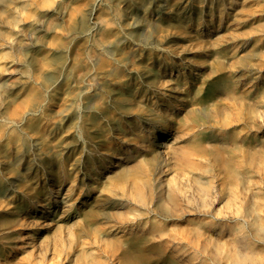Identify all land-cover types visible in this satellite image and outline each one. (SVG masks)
Wrapping results in <instances>:
<instances>
[{
    "label": "rangeland",
    "instance_id": "rangeland-1",
    "mask_svg": "<svg viewBox=\"0 0 264 264\" xmlns=\"http://www.w3.org/2000/svg\"><path fill=\"white\" fill-rule=\"evenodd\" d=\"M6 21L11 18L4 12L0 23ZM263 22L264 0H53L42 10L28 6L14 27L2 26L0 264H92L91 253L104 259L117 240L150 238L153 230L173 236L170 223L144 219L116 224V214L125 211L124 221L131 219L127 210L139 206L137 194L144 204L150 202L149 185L137 168L146 164L143 160L153 163L155 154L167 157L169 164L157 165L166 180L180 173L172 148H183L185 154L205 141L216 124L204 119L193 124L188 112L201 99L206 107L223 106L218 93L206 95L209 85L254 74L252 66L264 58ZM119 100L130 105L122 108ZM238 115L225 127L227 135L247 139L238 150L242 165L254 150L252 131L260 118L254 123L250 110ZM180 123L191 129L183 141L175 134ZM203 144L227 155L216 139ZM128 150L132 153L126 158ZM102 162L108 168L95 172ZM199 176L204 185L193 182V173L179 178L182 197L199 187L209 192L222 182L205 172ZM120 187L131 192L120 193ZM151 187L156 189L154 180ZM260 187L258 194L252 183L227 189L225 202L232 190L238 200L225 211L241 209L247 199L255 216L264 214V183ZM71 189L78 198L67 210ZM86 209L102 211L96 220L100 232L90 224L97 217H83ZM194 220H185L173 236L186 250L192 248L183 233L195 227ZM242 224L238 211V230ZM226 233L212 240L250 255L258 252L264 232L245 227L236 236ZM243 234L250 242L245 246ZM203 240L192 246L199 249Z\"/></svg>",
    "mask_w": 264,
    "mask_h": 264
},
{
    "label": "bare ground",
    "instance_id": "bare-ground-1",
    "mask_svg": "<svg viewBox=\"0 0 264 264\" xmlns=\"http://www.w3.org/2000/svg\"><path fill=\"white\" fill-rule=\"evenodd\" d=\"M52 1L0 0V14L6 12L9 18H11V21H6V24L0 23V40H5L2 26L3 28L14 27L18 15L27 10L28 6L34 5L42 10ZM259 29L264 34V22L259 25ZM138 36H142V31L139 32ZM256 56L260 57L255 53ZM243 65L245 64L242 63ZM252 70L254 74L251 77L240 78L238 76L236 80L233 77L224 83L208 86L206 95L218 93L216 96L220 97V99L222 98L225 102L223 106L206 107L204 106V99H201L197 108L189 110L188 113L191 116L193 124L197 125L199 121L204 119L206 123L216 124V126L213 125V128H211L212 131H210L205 141L203 140L204 142L192 145L190 148L188 146L189 149L184 150L185 154L181 150L183 148H172L170 155L175 157V165L179 167L180 171L178 175L171 174V178H167L166 180L161 178L160 175L162 172L158 171L157 165L169 164V161L166 160L167 157L155 154L153 163L143 160V163L146 164L143 166L139 164L137 168L142 171V181L146 185H149L148 191L151 194L150 202L148 199L145 201V204L146 202L148 203L146 204L148 208H144L145 204L142 202L143 197L137 194L138 198H140L139 206L132 210H127L133 216L131 219L129 218L124 221L125 211H120L116 214L114 221L116 224H131L144 219H158L162 220V222L170 223L169 230L173 232V236L178 231H181V224H185V220L194 216L195 220L193 225L195 227H191L187 233H183L186 235L187 244L192 249H184L185 245L175 243L171 235L162 234L165 237L163 239V236L157 235L160 233L158 232L159 230H153L150 238L144 235H137L125 242L117 240L114 245L108 246V252L104 254V259L91 253L92 264H264V233L258 237V242L261 244L258 252L250 255H242L238 247L236 249H228L225 242L218 243L212 240V236H215L217 239L224 231L228 235L236 236L238 235V231L244 232L245 227H251L256 233L264 232V214L255 216V211L252 210L249 200L245 199L241 209L236 208L231 209L230 212H226L225 210L229 209V204L237 202V194L232 190L227 201L225 202L223 199L225 191L230 188L232 189L233 186H238V184L242 185L245 182L248 185L252 183L254 192L258 194L261 192V184L264 183V174H262L264 171V58H259L254 66H252ZM117 103L122 108H127L130 105L128 100H119ZM243 110L251 111L253 116L251 119H253L254 123L256 122V116H259L260 121L258 125H254L252 131V140L255 143L254 150L243 160L245 165L243 163L240 165L238 162V150L245 148L244 142L247 139L243 136L227 135V128L225 126L232 117L235 119V117L239 116L238 111L243 112ZM182 118L184 119V117ZM115 125L117 128L120 127L117 122H115ZM190 130L186 125L181 124L175 133L176 139L183 141L185 138L191 137ZM209 138L219 141V149L221 151L225 150L224 152L227 155L222 157L217 151L205 147L203 143ZM131 153V150H128V152L126 151L123 154L126 158H129L131 157ZM142 159H145V157H142ZM117 160L120 161V159ZM90 161L94 168V160ZM106 165L103 163L101 166L96 167L94 171L99 172ZM129 172L127 168L124 169L125 174H129ZM149 172L150 175L146 176ZM201 172L207 173L208 176L215 180L222 179V182L217 186L213 185L209 192H205L199 187L196 190L197 193L182 197L183 185L180 184L179 178L185 174L193 173V182L201 186L205 184V181L202 182L199 176ZM150 177L153 178L156 184L155 190L151 187L153 180ZM227 177L230 178L228 182H226ZM121 179L122 183H125L127 177L125 176ZM140 179L138 180L140 181ZM227 183L228 185H225ZM118 191L120 193L131 192L129 188L126 189L124 187L118 188ZM68 192L69 199L67 202L71 203L68 204L70 206L67 207V210H72L78 195L74 199L75 194L72 196L71 193H76V191L71 189ZM198 193L199 195H197ZM119 205L123 206V204ZM238 211L243 216V224L239 230ZM92 212L93 210L86 209L82 215L86 220L97 217L90 224L95 227V232H100L102 227L100 228L96 225V220L102 211L100 213H96V211L94 213ZM233 222H235L236 227L228 224ZM10 223L14 226V223H17V219L10 221ZM136 226L139 227L141 225ZM122 229L124 228L122 227ZM230 231H233L235 235L230 234ZM81 234L78 233V235ZM202 237H204V240L199 249L193 247L192 243L194 241L198 242V239ZM246 242L250 243L248 236L243 234L241 245L245 246ZM123 243L126 244L125 248L122 247ZM158 243H161L162 246H158ZM81 264H84V261H81Z\"/></svg>",
    "mask_w": 264,
    "mask_h": 264
}]
</instances>
